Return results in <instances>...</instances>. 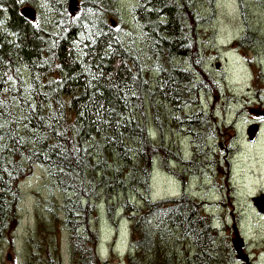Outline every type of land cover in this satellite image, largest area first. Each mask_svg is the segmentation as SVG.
Returning a JSON list of instances; mask_svg holds the SVG:
<instances>
[{
  "label": "trees",
  "instance_id": "16d2710c",
  "mask_svg": "<svg viewBox=\"0 0 264 264\" xmlns=\"http://www.w3.org/2000/svg\"><path fill=\"white\" fill-rule=\"evenodd\" d=\"M67 1L0 0V231L19 228L21 184L42 168L65 197L48 199L47 211L36 213L22 239L24 264H63L60 225L67 228L70 264H99L96 201L103 199L112 216L121 195L137 250L130 264H228L237 255L235 239L221 238L196 200L126 201L132 179L131 192H149L156 159L182 162L165 142L170 125L193 138L186 165L211 147L207 136L221 137L199 105L205 85L195 65L191 0H137L139 30L130 38L120 31L118 0H79L78 14ZM42 5L47 10L38 21L23 16ZM254 38L247 35L238 48ZM263 92L246 105L263 104ZM214 153L198 162L209 176L224 168L214 165ZM191 168L185 173L197 174Z\"/></svg>",
  "mask_w": 264,
  "mask_h": 264
},
{
  "label": "rangeland",
  "instance_id": "374dc122",
  "mask_svg": "<svg viewBox=\"0 0 264 264\" xmlns=\"http://www.w3.org/2000/svg\"><path fill=\"white\" fill-rule=\"evenodd\" d=\"M190 4L193 8L189 14L194 38L192 44L199 57L195 65L204 72L202 82L205 90L199 96V105L207 113V119L217 121L211 125L212 130L221 137L209 138L211 147H204L205 154L198 155L199 158L186 167L190 166L197 170V174L201 173L198 162L215 152L211 157L214 165L223 162L224 168L216 176L201 173L199 177H195L190 175L192 172L189 170V174L178 177L183 164H179L176 158H171L170 161L163 158L162 163L156 162L152 170L149 192H131L135 184L132 185V179L126 201L136 202L139 196H147L153 202L170 195L184 197L188 194L201 199L205 192L204 196L214 202L212 204H219L223 211L219 216L224 225L222 237H226L231 243L235 239L233 248L240 251L239 255L232 254V258L237 261L247 257L252 264H264V220L252 201L254 197L264 193V115L259 116V113L264 112V103L246 105L250 98L251 101L257 100L258 90L264 91V5L258 0H242V4L240 0H191ZM120 5L123 9L122 21L119 19L120 31L130 38L127 33L139 30L133 18L137 0H120ZM39 10L43 13V10H47L46 5L39 7ZM249 34L255 36L253 43H246L244 47L238 48L239 41ZM138 35L141 38L143 32ZM261 98L264 100V92ZM243 111L246 114L239 116ZM225 123L229 124V128L224 127ZM251 124L260 125L259 131H251L252 135L257 134L255 143H249L247 135ZM170 129H173V133L166 134L167 146L173 148L183 161H191L193 138H186L182 131L177 133V128L172 125ZM222 129L225 132L222 133ZM200 135L207 136V133L201 131ZM204 178L212 184V195L215 194L213 198L208 194L209 186L205 184ZM52 183L49 173L42 168H35L22 182L21 189L25 198L21 204V223L11 234L5 229L4 233L0 231V238L6 241L0 243V264H16L17 258L24 264L28 251L24 248L22 239L27 238L34 227L36 213L41 209L47 211L44 206L48 199L60 200L63 197ZM47 185L50 187H46ZM225 191L232 193L233 201L227 199ZM124 197L125 195L117 196L113 201L117 211L112 216L107 215L103 199L96 201L100 249L103 253L123 217L120 206ZM217 200L220 201L216 202ZM261 203L263 204V200ZM218 222L216 220V224ZM127 225L125 221L119 225L121 247L128 240ZM55 230L61 235L59 240L62 241V246L57 245V248L63 253V264H70L67 228L60 225Z\"/></svg>",
  "mask_w": 264,
  "mask_h": 264
},
{
  "label": "water",
  "instance_id": "95a60500",
  "mask_svg": "<svg viewBox=\"0 0 264 264\" xmlns=\"http://www.w3.org/2000/svg\"><path fill=\"white\" fill-rule=\"evenodd\" d=\"M71 1H72V3H71ZM70 2H69V7H70V5H71V10H73V11H77V8H76V6H77V2L75 1V0H71ZM23 16L25 17V18H29V19H32V20H35V15H34V11L32 10V9H30V8H27V9H24L23 10ZM260 115L259 116H262V115H264V112H261V113H259ZM259 124H254V125H252L250 128H249V130L247 131V135L249 136V142H254L255 141V138H256V135L254 136V135H252L251 134V131L253 130V129H255V131L257 132V131H259ZM261 200H263V199H259V200H257L256 202H257V207H258V209H259V211L261 212V213H264V200H263V204L261 203Z\"/></svg>",
  "mask_w": 264,
  "mask_h": 264
},
{
  "label": "bare ground",
  "instance_id": "6f19581e",
  "mask_svg": "<svg viewBox=\"0 0 264 264\" xmlns=\"http://www.w3.org/2000/svg\"><path fill=\"white\" fill-rule=\"evenodd\" d=\"M71 3H72V1H71ZM72 8H71V5H70V10H71ZM236 252H237V254L239 255L240 254V251L236 248ZM241 260H243V261H245L246 259H241Z\"/></svg>",
  "mask_w": 264,
  "mask_h": 264
}]
</instances>
